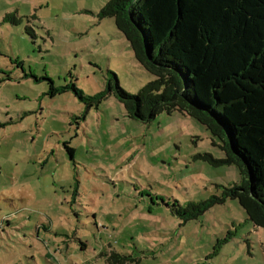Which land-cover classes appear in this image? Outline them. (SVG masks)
I'll use <instances>...</instances> for the list:
<instances>
[{
	"label": "rangeland",
	"instance_id": "374dc122",
	"mask_svg": "<svg viewBox=\"0 0 264 264\" xmlns=\"http://www.w3.org/2000/svg\"><path fill=\"white\" fill-rule=\"evenodd\" d=\"M107 1L0 0V264H264L236 200L186 223L171 211L241 182L217 138L87 99L111 74L131 95L153 80L99 17Z\"/></svg>",
	"mask_w": 264,
	"mask_h": 264
},
{
	"label": "trees",
	"instance_id": "16d2710c",
	"mask_svg": "<svg viewBox=\"0 0 264 264\" xmlns=\"http://www.w3.org/2000/svg\"><path fill=\"white\" fill-rule=\"evenodd\" d=\"M99 17L113 19L153 80L131 95L111 74L104 92L87 99L111 94L144 124L162 113L189 117L221 142L223 163L239 170L241 182L219 197L171 211L186 223L236 200L264 230V0H108Z\"/></svg>",
	"mask_w": 264,
	"mask_h": 264
}]
</instances>
